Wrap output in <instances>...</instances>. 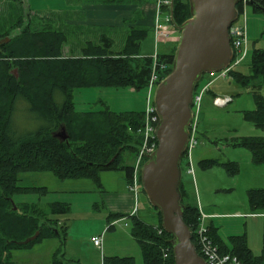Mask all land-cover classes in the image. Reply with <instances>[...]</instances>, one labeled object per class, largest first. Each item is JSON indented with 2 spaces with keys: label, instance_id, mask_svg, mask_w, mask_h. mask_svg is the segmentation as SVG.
I'll return each mask as SVG.
<instances>
[{
  "label": "trees",
  "instance_id": "16d2710c",
  "mask_svg": "<svg viewBox=\"0 0 264 264\" xmlns=\"http://www.w3.org/2000/svg\"><path fill=\"white\" fill-rule=\"evenodd\" d=\"M257 2L264 8V0ZM253 8L262 12L259 8ZM190 17L189 1L175 0L174 22L180 26ZM13 32L0 36V40L11 38L9 43L0 46V264H14V250L61 237L38 206L15 203L16 197L45 191V188L20 187L22 174L50 172L61 180L89 179L101 186L99 174L102 171L122 170L128 182H132L133 170L126 165L125 155L138 149L136 143L141 144L142 138L138 132L143 125L144 113H114L109 109L79 113L73 94L77 90L90 88H132L144 97L154 69V58L141 56V43L147 37L144 30H132L123 51L118 54L112 51V41L104 36L100 44L88 42L82 47L79 57H64L63 46L67 36L63 32L46 30L30 33L24 29L19 30L16 36ZM175 51L171 55H156V72L160 79L171 72ZM161 65L166 67L165 71H161ZM13 69L18 71V77L12 74ZM230 75L245 87H251L255 81L264 84V50L253 52L250 76L233 71ZM254 86L255 110L244 116L256 128L264 129V96L259 93L263 86ZM25 104L37 117L34 116V122L39 127L33 133H24L15 125L14 116ZM60 127H66L67 141L61 142L55 137ZM235 144L247 148L255 164L264 165V137H246ZM200 167L203 170L222 167L232 177L239 171L234 163L221 164L215 160L201 161ZM186 192L181 183L183 220L195 236L201 217L200 209L189 200ZM247 197L253 213H264V189L249 190ZM11 200L19 212L13 211ZM50 209L52 215L68 211L67 206L61 204H53ZM156 212V225L131 218L132 236L139 244L144 264H175L173 238L167 233H158L157 229L162 228V219L160 212ZM208 228L221 254L237 256L243 264H264V256L256 257L252 253L245 235L231 237L230 246H227L214 227ZM39 231L40 235L35 241L27 245L18 244ZM193 242L197 247L195 237ZM166 248H169L168 261H164ZM53 264L76 263L67 262L59 250ZM103 264L136 262L134 258L112 257L104 258Z\"/></svg>",
  "mask_w": 264,
  "mask_h": 264
},
{
  "label": "rangeland",
  "instance_id": "374dc122",
  "mask_svg": "<svg viewBox=\"0 0 264 264\" xmlns=\"http://www.w3.org/2000/svg\"><path fill=\"white\" fill-rule=\"evenodd\" d=\"M61 6V0H0V36H6L13 30L14 36L19 34V30L24 29L30 33L53 30L54 28L49 26V19H47L48 12L54 7ZM247 15L249 54L241 65L233 68V72L244 76L251 75L253 52L264 50V12L255 11L252 6H249ZM171 27L174 30V27ZM81 39L78 34L70 35L68 42L63 46L64 57L80 56V48L84 46ZM150 39L151 34L141 43L142 49ZM119 43L120 36L112 48L114 52H117ZM147 46L148 44L146 49ZM159 47L157 52L155 49H151L150 57L154 58L165 50L163 45L159 44ZM142 49L141 56H145ZM12 74L18 77L17 70L13 69ZM216 77L217 75L205 74L199 83L198 93L204 86L211 84L200 105L197 120L198 146L192 153L193 170L190 173L186 164H182L181 167L184 174L190 176V183H187V185L190 184V188L187 189L192 196L189 195L193 198V203L200 206L203 212L235 213L238 211L243 215L241 218L220 216L215 218V226L220 229L222 236L227 239L232 235H237L236 229L243 228L241 229L243 234L247 232L250 242L254 241L255 243V240L261 239L264 222L259 218H245L252 213L247 192L253 189H264V165L255 164L251 152L241 145H236L235 142L246 137H264V129L256 128L244 116L245 113L255 110L253 93L256 88L253 89V86L261 84L263 87L259 93L264 96V84L255 83V81L251 87H245L239 84L233 75L219 79ZM139 94L142 95L132 88H90L75 91L73 101L76 111L79 113L98 112L105 109L113 112H125L137 109L138 105L142 106ZM146 96L147 89L145 103ZM215 97H229L231 102L220 108L213 103ZM18 110L14 116L16 127L24 133L35 132L39 127L34 122L37 117L28 110L26 104L24 108ZM63 128L66 131V127ZM141 130L138 132L140 136H142ZM60 132H62L61 127L57 133ZM203 160H215L221 164L234 163L238 166V174L233 177L229 176L222 167L203 170L200 167V162ZM128 164L130 163L128 162ZM183 167L185 168L183 169ZM124 174L125 172L122 170L102 171L99 174L101 183L109 191L106 194L99 191L97 185L89 179L61 180L50 172L22 174L19 182L20 187L46 189L32 195L16 197L14 198L15 203L39 205L46 218L57 219L53 221V224L55 223L53 228L61 234V237L36 243L30 248L12 251L13 263L53 264L55 255L61 250L65 254L66 260H73L76 264H102L103 258L112 257H132L136 264H144L139 244L131 234L132 219L130 214L133 209L138 210V216L153 225L157 220V212L142 191L138 197L137 206L133 203L128 211V208H122L123 212L112 213L109 204L115 199L122 198L119 184L120 178L124 177ZM56 202L70 204L67 206L68 211L52 215L49 206ZM110 214H112L111 218L114 216L123 217H114L120 221L115 225V230L106 233L103 250L100 251L94 246L91 239L93 235H99L104 230H108L107 219L109 220ZM259 215H263V213L257 214L255 217H263ZM245 224H247L246 230ZM250 224H252L251 228ZM164 252L166 254H164V261H168L169 248H166ZM59 259L63 260L62 257Z\"/></svg>",
  "mask_w": 264,
  "mask_h": 264
},
{
  "label": "water",
  "instance_id": "95a60500",
  "mask_svg": "<svg viewBox=\"0 0 264 264\" xmlns=\"http://www.w3.org/2000/svg\"><path fill=\"white\" fill-rule=\"evenodd\" d=\"M174 1L170 18L180 38L171 72L158 84L154 94L159 118L155 131L158 146L142 167L141 185L151 206L161 214L162 229L173 238L174 263L207 264L195 247L192 229L183 220L181 163L190 138L197 85L205 74L218 73L232 63L234 51L229 29L238 18L239 0H188L191 17L180 26L173 19ZM250 6L264 12L257 1H252ZM10 40H0V46ZM61 129L55 137L67 141L65 128ZM11 203L13 211H18L13 200ZM39 235L37 232L18 244L27 245Z\"/></svg>",
  "mask_w": 264,
  "mask_h": 264
},
{
  "label": "crops",
  "instance_id": "0c3cea01",
  "mask_svg": "<svg viewBox=\"0 0 264 264\" xmlns=\"http://www.w3.org/2000/svg\"><path fill=\"white\" fill-rule=\"evenodd\" d=\"M61 1H62L61 7H54L49 10L47 19H49L48 20L49 26L51 28H54L53 30L65 33V35L67 36V42H68L70 35L78 34L79 37L82 38L81 41L84 43L83 44L84 46L88 42L98 45L100 44L102 37L105 36L112 41V44L114 46L116 44L118 36H120L119 48L117 52H114L118 54L123 51L127 37L132 30H144L147 32L146 38H148L149 35L151 34V39L149 40V42L143 45V49L141 48L143 50V54H145V57L151 56L152 54L151 49H155V51L157 52L158 48H160L159 44L163 45L165 47V50L161 54L159 53L158 55H171L173 51L177 48L180 34L175 28L174 30L172 29L171 27L172 24L168 22L167 13L165 12L161 13V16L159 19L160 21L159 31L160 32L159 34L156 33V30L154 28L155 15H156V0H61ZM175 30L176 32H174ZM147 44L148 46L146 49ZM81 49L82 47L80 48V51ZM139 98L142 103V106L138 105L137 109L133 111H125V112L145 113V109H146L145 95L143 97L142 95L139 94ZM125 112H114V113H125ZM141 145H142V141L140 145L136 143V147H138L137 150L135 149L133 152L126 153L125 163L128 167L132 168L135 165L137 154L139 152ZM128 162L130 164H128ZM181 183L183 184V190L185 192L187 191L186 193L192 196V194L187 189V188H190V184L187 185V183H190V176L187 174H184L183 171H182ZM119 185H120V192H121L122 198L120 200L115 199L112 203L109 204V208L112 210V213L114 214L123 212L122 208H128L127 211L130 210V207H132L133 203L135 204V206H137L138 201H139L138 197L140 194L137 197H135L134 194H132L129 191V182H128L126 173L124 174V177L120 178ZM97 187L99 191L105 192L103 194H106L109 192L108 190L105 189L102 183H101V186L97 185ZM39 189H44V188H39ZM220 191H223V190L220 189ZM189 200H191V202L193 203L192 197H189ZM25 204L26 203H21L19 205H25ZM53 204H61L63 206L70 205L68 203H63V202H56ZM28 205H35V204H28ZM51 205L49 207H51ZM36 206L40 208L39 205H36ZM199 208L204 215L211 217L210 219L207 220L208 226H212L217 230L218 236L227 246H230L229 239L231 237L245 235L247 238L248 246L250 250L252 251V253L256 257L264 256V225L261 231V239L259 241L255 240V243L254 241L250 242L249 235L247 232L243 234V231H241V229L243 228L236 229L235 232H238L236 233L237 235H232L231 237H228L226 239L225 237L222 236L220 229L216 228L214 219L218 218L219 216L224 217V218L226 217L227 218H241L243 217V215L240 214L238 211L235 213H221V212H216V211L214 213L210 211L203 212V209L200 206ZM134 211L135 209H133L130 214L131 218L136 217L142 220L140 216H138L139 211L137 210L135 214H134ZM50 212H51V209H50ZM257 214H260V213L252 212L251 214H248L247 217L245 218H251V219L259 218V219H263V222H264V217L254 216ZM111 215L112 214H110L108 218ZM46 219L51 220L49 217ZM56 220L57 219L51 220L52 227L55 224V223L53 224V221H56ZM119 221L120 219L118 220V219H115L114 217L112 218L110 217L109 220L107 219V222L109 225L108 230L107 231L104 230L102 233H99V235H93L92 238L96 236H102V235L104 236L103 238H105L106 233H108L109 231L115 230V225ZM142 221L145 222L144 220ZM153 225H156V223ZM246 225L247 224L244 225L245 230L247 228ZM251 227H252V224H250V228ZM56 234L58 233L56 232ZM48 240H52V239H48ZM103 244H104V241H103ZM95 247L100 251L103 250L102 249L103 247L102 248H98L97 246ZM63 255H64V259L66 260L65 254ZM66 261L75 262L73 260H66ZM103 261H104V258H103ZM103 261H102V264H103Z\"/></svg>",
  "mask_w": 264,
  "mask_h": 264
},
{
  "label": "built area",
  "instance_id": "2783aa9c",
  "mask_svg": "<svg viewBox=\"0 0 264 264\" xmlns=\"http://www.w3.org/2000/svg\"><path fill=\"white\" fill-rule=\"evenodd\" d=\"M252 1H262V0H239L237 4L238 18L232 24L229 29L231 45L234 51V57L230 66L215 75L216 79L227 78L230 75V72L233 71V68L241 65V63L247 58L249 54V41H248V15L247 9L250 6ZM173 0H156V15H155V30L159 34V19L161 13H167V20L170 22V7ZM157 67V57H154V69L147 85V96H146V109L143 119V127L141 130L142 145L137 154L136 163L132 167L133 176L132 182L129 183V191L137 197L142 192L141 185V170L143 165L147 162L150 156L157 149V139L155 136V131L159 123V118L156 114L154 106V94L157 89L158 84L163 80L160 79V75L156 72ZM161 71H165L166 67L161 65ZM214 76V74H211ZM211 84V83H210ZM203 87L200 92H194L192 112H193V121L190 126V138L187 144L186 151L183 156V163L189 167V172L193 170L192 167V153L193 150L198 146V129H197V120L200 112V105L205 93L208 91L209 85ZM231 102V98H214V105L220 108L227 106ZM136 210L134 211L135 214ZM201 217L199 224L196 228L195 236L193 233V239L195 237L197 243V251L199 250V255L205 259L207 264H243V262L232 254H221L218 246L214 243L213 239L210 237L209 228L207 220L211 217L204 215L200 212ZM133 216V214H132ZM257 216V215H254ZM263 216V215H259ZM157 229V228H156ZM160 235L166 233L162 228L157 229ZM168 234V233H167ZM104 236H96L91 239L92 243L98 248L103 247Z\"/></svg>",
  "mask_w": 264,
  "mask_h": 264
}]
</instances>
